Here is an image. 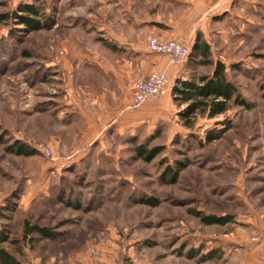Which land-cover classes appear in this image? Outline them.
I'll list each match as a JSON object with an SVG mask.
<instances>
[{"label": "rangeland", "instance_id": "1", "mask_svg": "<svg viewBox=\"0 0 264 264\" xmlns=\"http://www.w3.org/2000/svg\"><path fill=\"white\" fill-rule=\"evenodd\" d=\"M212 1L203 15L191 0H0L1 248L23 264L264 263L252 243L264 232V0ZM25 5L38 9L37 30L18 19ZM143 37H187L173 85L213 74L192 54L199 37L248 107L191 129L170 92L90 136L87 116L99 124L102 103L124 99L100 68L131 57ZM15 142L35 153L15 155ZM139 147L157 154L147 160ZM196 212L230 219L206 225ZM26 222L54 239H25Z\"/></svg>", "mask_w": 264, "mask_h": 264}, {"label": "trees", "instance_id": "2", "mask_svg": "<svg viewBox=\"0 0 264 264\" xmlns=\"http://www.w3.org/2000/svg\"><path fill=\"white\" fill-rule=\"evenodd\" d=\"M20 13L17 14L21 24L28 26L31 30H37L35 23L30 15H36L38 9L33 5H25L20 7ZM26 14V15H24ZM192 54L199 55L198 64L214 66V71L211 76H201L198 80H182L178 79L175 85L172 86L171 94L173 101L179 107L185 106L183 111L179 112V116L183 124L191 129L195 127L196 121L199 118L214 119L219 115L225 114L233 106H247L241 98L235 84L230 82L227 77L226 67L221 62L214 63L211 59V48L206 42L200 41L198 37L192 47ZM224 129L212 133H207V143H211L220 139L224 134ZM11 151L18 156H31L35 151L31 150L23 143L15 142L11 147ZM140 155L150 160L155 157L156 151L148 152L144 147H139ZM181 170L173 174V178L168 183L175 184L178 180ZM146 204L158 205V202L148 200ZM196 216L201 217V213L196 212ZM230 218L225 217H201V220L206 225L220 224L224 225ZM39 234L48 239H54V235L46 228L31 226L27 222L24 227V238L31 240L29 236ZM7 241V237L0 231V264H23L14 254L8 250L1 248V245Z\"/></svg>", "mask_w": 264, "mask_h": 264}, {"label": "crops", "instance_id": "3", "mask_svg": "<svg viewBox=\"0 0 264 264\" xmlns=\"http://www.w3.org/2000/svg\"><path fill=\"white\" fill-rule=\"evenodd\" d=\"M215 1L217 3L218 1L221 2L222 0ZM191 2L194 4L192 8L194 10L202 11L203 15H207L208 13H210L211 10H213L215 4L212 0H191ZM218 13L221 12L218 11ZM192 14H194V12ZM155 35L160 36L157 31L151 30L149 31V36H146H148V38H151ZM143 38L140 40L138 47H135L134 51H132L131 57L128 58L120 55V57L118 56L119 59L116 58L112 61H107L100 68V70L103 72V75H106L105 77H103L105 81L114 80L117 87L123 90L122 94L124 93V99L122 100V102H120L116 109H114L112 106L109 107L107 102H103L102 105L105 108V112L104 117H102L99 124L95 123L91 119L90 115L87 116V122L90 123L89 130L90 132L94 131V133L89 134L90 136L96 135V133L101 130V126H105L109 122H112L114 119H119L123 115L129 114L128 111L133 112V110H135L131 107L134 87L133 84H135V81H137L139 77H148L155 71L165 72L172 82L175 80V78L178 77V67L176 68L171 65L166 57L153 54L148 46V41L146 40V38ZM186 39L187 37H180V40L177 41L182 42ZM116 62H118L119 65H115ZM112 63H114L115 66L112 65ZM139 68L143 70V76H139L137 74ZM247 249L248 248L246 247L245 250L248 251ZM259 259V254H257L254 255L252 259H250V262L254 263ZM262 264L264 263L262 262Z\"/></svg>", "mask_w": 264, "mask_h": 264}, {"label": "built area", "instance_id": "4", "mask_svg": "<svg viewBox=\"0 0 264 264\" xmlns=\"http://www.w3.org/2000/svg\"><path fill=\"white\" fill-rule=\"evenodd\" d=\"M150 50L157 55L168 58L171 65L182 66L189 56V49L181 42L174 40H148ZM172 83L164 73H152L149 77L139 80L133 89L131 107L137 109L152 100H160L170 95ZM252 243L259 247L264 259V232L256 235ZM115 264V263H114Z\"/></svg>", "mask_w": 264, "mask_h": 264}]
</instances>
